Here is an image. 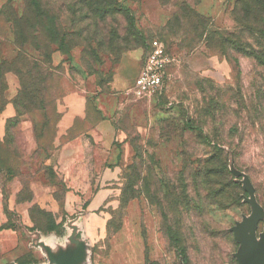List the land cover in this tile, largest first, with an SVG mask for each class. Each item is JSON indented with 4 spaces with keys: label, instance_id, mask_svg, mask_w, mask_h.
Returning <instances> with one entry per match:
<instances>
[{
    "label": "rangeland",
    "instance_id": "rangeland-1",
    "mask_svg": "<svg viewBox=\"0 0 264 264\" xmlns=\"http://www.w3.org/2000/svg\"><path fill=\"white\" fill-rule=\"evenodd\" d=\"M42 1L51 8V1L56 0ZM119 1L130 9L134 23L126 30L130 23L123 15L108 16L103 26L114 27L117 34L104 46L97 43V20L72 22L76 36L71 32L69 45L79 44L71 46L70 59L59 50L52 52L50 74L36 100L44 106L40 117L27 110L28 99L19 93V51L13 42V27L3 26L0 199L9 218L5 225L25 221L26 228L41 236L67 234L73 227L90 264H186L163 228L166 215L178 216L188 264H238L235 254L241 243L233 228L251 215L248 197L242 195L241 204L221 209L207 206L200 189L188 211L181 214L175 209V197L177 193L186 197V189L188 197L193 196L189 164L194 162V167L197 160L202 165L209 153L210 148L184 123L190 117L199 123V115L204 121L202 113L196 116L193 110L201 109L211 97L215 121L208 119L203 132L218 127L226 152L241 153V171L234 168L231 155L228 166L240 176L242 188L251 180L264 214V124L252 115L258 108L264 110V104L255 103L259 89L264 91V71L257 73L253 61L241 53H224L218 40L212 46L206 44L203 33L234 30L237 19H247L245 3ZM7 3V13L19 19L18 30L32 34L24 0H0V12ZM70 21L67 18L62 23ZM83 23L87 26L80 35L77 31ZM86 38L94 44V53L82 45ZM124 38L136 45L127 49ZM154 39L162 43L168 57L163 85L138 99L129 89ZM230 57L237 60V74ZM239 92L244 99L240 113L235 99ZM71 148L79 150V162L70 174L66 154ZM162 181L190 185L166 195ZM263 214L255 229L257 239L264 229ZM2 256L3 262L9 259Z\"/></svg>",
    "mask_w": 264,
    "mask_h": 264
},
{
    "label": "trees",
    "instance_id": "trees-1",
    "mask_svg": "<svg viewBox=\"0 0 264 264\" xmlns=\"http://www.w3.org/2000/svg\"><path fill=\"white\" fill-rule=\"evenodd\" d=\"M243 2L245 4L242 8L245 11V14H247V19H237L239 23H236L237 25L234 30L227 32V34H222L219 30L216 31L214 29H209L208 31L203 32L206 34L204 42L212 46L214 40H218L217 45L219 47L221 45L222 48H224V53L235 52L243 54L253 61V66L257 69V73H262V71H264V0H243ZM51 3L52 5L50 8L46 4L44 6L42 0H24L25 13L29 14L28 19L26 17V20L29 21L27 27L30 31H33L30 35L23 34L18 30V24L20 23H18L19 19L17 18V15L12 16L5 10L10 7L9 3H7L0 12V21L2 22L5 20L7 22L0 23V32L5 25H9L11 28L13 27V42L19 51L18 58L21 62L18 66L16 65V72L20 85L19 93H21V96L24 99H28L29 106L27 107V110H29L32 115L39 117L43 115L42 111L44 110V106L41 105L40 101L36 100H38V94L40 95L46 76L50 74L49 65L52 52L59 50L67 59H70L71 46L79 44L73 43L71 46L69 45L70 39H68V37H71V32L73 37L76 36L74 31L76 23H72L74 20L78 22L85 19H89L91 22L97 20L96 37L99 46L106 45L105 43H107L109 37L117 34L114 27L109 25V27L106 28L103 26V23H106L105 20L108 16L113 17L116 14L123 15L127 23H130L128 27H125L126 30H130L134 23L130 9L125 7L119 0H71L70 2L56 0L54 2L51 1ZM198 14L202 15L201 13ZM258 15L261 16L259 17L263 20V23L257 21V19H259L257 17ZM253 16L256 19H252L251 21L249 17ZM43 18H45L44 23H42ZM64 18H69L71 23H62V21L65 20ZM85 24L86 23H83L80 26L81 30L79 29L77 31L78 34L81 35L82 31L85 30L87 26ZM243 34L246 36L242 37ZM43 37L45 42L42 41ZM111 40L110 44L114 45L115 40ZM124 40V46L127 49L136 45L131 38H124ZM51 45H54V48H50ZM82 45L88 47L87 49L89 52L94 53V44H91L89 39L86 38ZM230 61L233 63V72L237 74V60L230 57ZM258 78L257 75L255 79L258 80ZM235 99L240 104V113L244 103L243 96L240 92L235 96ZM16 102L17 101H15L14 104L17 107L18 103ZM213 102L214 99L209 97L205 106L201 109L196 107L193 110L196 116H198L199 113H202L204 121L201 120L202 117L199 115L200 119L198 122L200 124L192 117L184 123L190 131L195 132L197 139L202 143H205L210 150L202 165H199L197 160L195 161L194 167V162L189 164L190 168H188L190 183L193 186V196L188 197L187 189L185 190V198L182 196L179 197V193H177L175 197V209L179 214H181L182 211H188V207L192 204L191 201L194 200V194H197L200 189H203L202 201H204L207 206L214 204L221 209L241 204L242 195L244 198L248 197V192L244 187L242 188L241 184L238 182L240 176H235L228 166L229 155H231L234 168L241 171L238 166V158L241 157V153L238 151L235 152L234 149L231 153L226 152L223 139L217 131L218 127H213L211 128V131L209 129L206 133L203 132L204 127L202 126L206 125L208 119L212 122L215 121L214 116L216 111ZM255 103L260 106L264 104V91H262V89H259L255 96ZM251 106H253V104ZM254 110L255 107L253 108V111ZM252 115L256 119V122L263 126L264 110L258 108ZM41 124H43V121ZM227 144L230 145L232 143L229 142ZM0 164H2L1 152ZM6 169H8V171L10 170L8 167H6ZM247 176L248 178L250 177L249 175ZM190 183L187 184L186 182L184 185H181V183L180 185H176L174 183L172 185L169 181H162L160 184L164 194L168 195L172 193L171 190H178V188L182 190L183 186L185 188L189 186ZM170 203L171 202L168 204ZM165 219L163 228L169 242L175 247L178 254L182 256L184 262L188 264L189 259L187 256V247L184 244L181 235L178 216L171 219L170 216L166 215ZM7 226L11 225H3V227ZM234 261L237 263L236 259H234ZM19 262L22 263L23 261L19 260Z\"/></svg>",
    "mask_w": 264,
    "mask_h": 264
},
{
    "label": "crops",
    "instance_id": "crops-1",
    "mask_svg": "<svg viewBox=\"0 0 264 264\" xmlns=\"http://www.w3.org/2000/svg\"><path fill=\"white\" fill-rule=\"evenodd\" d=\"M66 157L71 174L78 165L79 150L69 149ZM8 221L0 199V264H90L86 248L76 239L73 227L67 234L51 232L41 236L26 228L25 221L13 220L11 226L3 227ZM9 238L15 242L6 243ZM2 255L9 259L3 262Z\"/></svg>",
    "mask_w": 264,
    "mask_h": 264
},
{
    "label": "water",
    "instance_id": "water-1",
    "mask_svg": "<svg viewBox=\"0 0 264 264\" xmlns=\"http://www.w3.org/2000/svg\"><path fill=\"white\" fill-rule=\"evenodd\" d=\"M244 188L248 192L246 199L252 212L249 218H245L233 228L236 240L241 243L235 256L238 264H264V229L258 239L255 236L257 222L262 218L263 210L255 199L251 183L247 182Z\"/></svg>",
    "mask_w": 264,
    "mask_h": 264
},
{
    "label": "built area",
    "instance_id": "built-area-1",
    "mask_svg": "<svg viewBox=\"0 0 264 264\" xmlns=\"http://www.w3.org/2000/svg\"><path fill=\"white\" fill-rule=\"evenodd\" d=\"M167 61L162 43L157 39L152 40L145 61L129 89L130 93L139 99L158 91L163 85Z\"/></svg>",
    "mask_w": 264,
    "mask_h": 264
}]
</instances>
